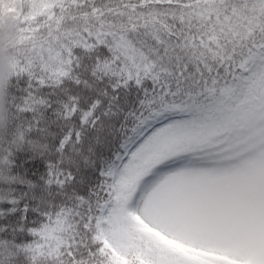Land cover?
Returning a JSON list of instances; mask_svg holds the SVG:
<instances>
[{"label":"snow or ice","instance_id":"6c2138e0","mask_svg":"<svg viewBox=\"0 0 264 264\" xmlns=\"http://www.w3.org/2000/svg\"><path fill=\"white\" fill-rule=\"evenodd\" d=\"M0 264H264V0H0Z\"/></svg>","mask_w":264,"mask_h":264}]
</instances>
